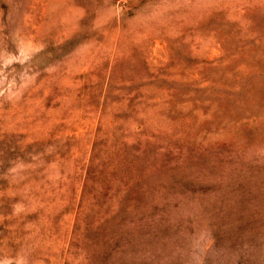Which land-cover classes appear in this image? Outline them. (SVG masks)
Masks as SVG:
<instances>
[{
  "label": "rangeland",
  "instance_id": "obj_1",
  "mask_svg": "<svg viewBox=\"0 0 264 264\" xmlns=\"http://www.w3.org/2000/svg\"><path fill=\"white\" fill-rule=\"evenodd\" d=\"M0 264H264V0H0Z\"/></svg>",
  "mask_w": 264,
  "mask_h": 264
}]
</instances>
